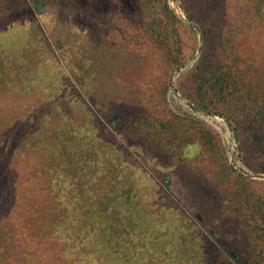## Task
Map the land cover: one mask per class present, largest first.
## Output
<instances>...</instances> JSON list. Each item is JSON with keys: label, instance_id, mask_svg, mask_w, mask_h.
<instances>
[{"label": "rangeland", "instance_id": "374dc122", "mask_svg": "<svg viewBox=\"0 0 264 264\" xmlns=\"http://www.w3.org/2000/svg\"><path fill=\"white\" fill-rule=\"evenodd\" d=\"M0 264H264V0H0Z\"/></svg>", "mask_w": 264, "mask_h": 264}]
</instances>
